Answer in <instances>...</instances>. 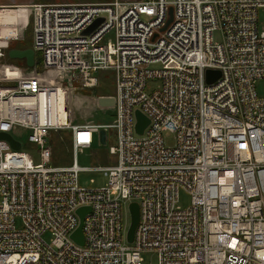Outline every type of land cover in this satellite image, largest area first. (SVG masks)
<instances>
[{
	"label": "built area",
	"instance_id": "built-area-1",
	"mask_svg": "<svg viewBox=\"0 0 264 264\" xmlns=\"http://www.w3.org/2000/svg\"><path fill=\"white\" fill-rule=\"evenodd\" d=\"M107 4L0 7L28 11L42 69L0 72V133L27 130L38 156L0 139V264H142L143 253L158 264H264V94L255 87L264 86V0H173L163 32V0ZM20 40L0 35V58ZM207 70L220 72L212 84ZM106 72L113 122L72 123L65 95L96 88ZM148 81L158 83L151 93ZM136 111L148 121L141 135ZM102 129L106 141L116 131L114 164L79 167L77 155ZM51 131L71 133V165H50ZM82 171L103 173L105 185L79 187ZM180 190L190 196L185 209ZM133 202L139 220L128 243L123 208ZM81 207L90 211L78 245L71 235Z\"/></svg>",
	"mask_w": 264,
	"mask_h": 264
},
{
	"label": "rangeland",
	"instance_id": "rangeland-1",
	"mask_svg": "<svg viewBox=\"0 0 264 264\" xmlns=\"http://www.w3.org/2000/svg\"><path fill=\"white\" fill-rule=\"evenodd\" d=\"M118 1L121 3L142 1V0H40V2L47 3H92V4H102V3H111ZM171 3L173 0H167ZM12 9V8H11ZM19 12V11H18ZM21 14V12H20ZM26 18H28L27 26L25 27L23 33H18V28L15 27L7 31L2 37H20L19 42H10L7 44L6 49H1L2 57L0 58V72L3 74L10 75H28L29 73L35 72L38 74L42 73L41 69V55L35 53L34 56V66L32 68L27 67L24 60H14L8 57L7 52L11 47L18 43L27 49H32V19L28 15V11L24 13ZM27 22V20H26ZM258 28H264V9L258 10ZM20 35V36H19ZM110 41H113V35H109L108 38ZM212 41L215 44H219L222 41V35L219 31H216L212 35ZM151 68H158V66H151ZM112 75L109 72H106L99 81V89L106 88L108 93L113 94V81ZM111 77V81H110ZM109 78V79H108ZM3 86H6L4 84ZM158 86V83L155 81H148L146 85V92L151 93ZM256 92L258 96L264 94V86L261 81H258L255 85ZM95 89H93V92ZM110 91V92H109ZM83 94L79 90H73L65 95V102L68 110L69 120L74 124H86L88 122L99 123V124H111L114 120L113 110L112 109H101L97 108L94 101L89 102V97H81ZM95 95V94H94ZM96 96V95H95ZM101 97V96H96ZM95 107V108H94ZM69 131H60L54 132L51 131L48 137V144L52 147V158L50 161L51 166H69L72 163V152L71 147L68 144L69 141ZM29 132L23 128H15L11 132V136L19 141L22 144L21 151L26 152L30 155L33 162L38 163V156L35 152V145L27 142V137ZM164 142L167 146L174 145V135L169 132L163 134ZM116 145V131L110 129L107 132V141L104 146L99 145L97 138L93 143V146L90 150H85L82 153H79L76 157V163L81 168H94V167H105L113 165L116 158L113 155L109 154V148ZM106 183V178L103 173L99 172H89L82 171L78 174V185L79 187L89 189V188H100ZM190 205V196L187 192L180 190L178 195V206L182 209L187 208ZM128 206V205H127ZM127 206L123 208V223L129 225V213ZM17 226H20V221H17ZM44 239L48 241V236H44ZM143 262L142 264H158V258L155 253H143L142 254Z\"/></svg>",
	"mask_w": 264,
	"mask_h": 264
},
{
	"label": "water",
	"instance_id": "water-1",
	"mask_svg": "<svg viewBox=\"0 0 264 264\" xmlns=\"http://www.w3.org/2000/svg\"><path fill=\"white\" fill-rule=\"evenodd\" d=\"M102 19H97L93 24L85 30L82 34L87 35L91 30H93ZM172 21V9L170 8L168 10V19L164 25V27L161 29V31H164L167 26ZM7 55L9 58L14 60H24L27 67L32 68L35 64L34 62V56L35 53L32 49H9L7 52ZM220 77V72L218 70H207L206 71V83L212 84L214 81H216ZM91 94V93H89ZM97 106L101 109H112L114 107V99L112 97L107 96H101L97 98ZM136 116V126L135 131L137 134L141 135L144 128L147 126L148 121L147 119L139 112H135ZM0 139L6 140L12 149L19 150L21 148L20 143L14 141L11 135H8L6 133H0ZM97 142L99 145L104 146L106 144V132L102 129L98 132L97 135ZM128 213H129V225L126 232V240L128 243H132L133 237H134V231L137 226L138 220H139V207L138 204L133 202L128 205ZM90 209L89 207H81L76 210V214L79 219L78 226L76 230L72 233L71 239L78 245L83 244V233H82V223L84 216L89 213Z\"/></svg>",
	"mask_w": 264,
	"mask_h": 264
},
{
	"label": "bare ground",
	"instance_id": "bare-ground-1",
	"mask_svg": "<svg viewBox=\"0 0 264 264\" xmlns=\"http://www.w3.org/2000/svg\"><path fill=\"white\" fill-rule=\"evenodd\" d=\"M142 1H145V0H142ZM115 2L121 3L118 1H114L111 3H115ZM138 2H141V1H138ZM131 3H137V2H128V3H123V4H131ZM163 3L168 8V10L170 8L172 9L171 4L167 0H163ZM54 4H75V3H54ZM79 4L99 5V4H90V3H79ZM33 5H42V4H31V5H28L27 7L33 6ZM102 5H109V4L102 3ZM168 10H167V14H168ZM20 12H21V14H20ZM25 12H27V10L24 7H20L18 9H4L3 11H0V25H1L0 35L3 36L7 31H9L15 27L18 28V33H21L23 28H24V24H26V20H27L25 14H24ZM99 19H102V18H99ZM161 32H163V31H161ZM105 42L112 44V41H110L109 39H106ZM83 91L91 92V94L92 93L94 94L93 89H86ZM91 94L89 95L90 96L89 102L94 101L95 99L97 100L98 97H96L95 95H91ZM96 103H97V101H96Z\"/></svg>",
	"mask_w": 264,
	"mask_h": 264
},
{
	"label": "crops",
	"instance_id": "crops-1",
	"mask_svg": "<svg viewBox=\"0 0 264 264\" xmlns=\"http://www.w3.org/2000/svg\"><path fill=\"white\" fill-rule=\"evenodd\" d=\"M138 2V1H135ZM57 3V2H56ZM31 4H54V3H47V2H40V0H0V7H6V6H25V5H31ZM92 4V3H91ZM81 94H83L81 97H86L85 100H87L88 97H90L89 93L87 91L79 90ZM91 95H94L93 93ZM114 116V114H113ZM71 138V133L69 134V140Z\"/></svg>",
	"mask_w": 264,
	"mask_h": 264
},
{
	"label": "trees",
	"instance_id": "trees-1",
	"mask_svg": "<svg viewBox=\"0 0 264 264\" xmlns=\"http://www.w3.org/2000/svg\"><path fill=\"white\" fill-rule=\"evenodd\" d=\"M105 73H100L99 74V78H98V85H99V81H100V78L104 75ZM110 76H112V75H110ZM109 79V78H108ZM110 81H111V77H110ZM97 85V87L95 88V92H94V94L96 95V96H110V95H112V93L110 94V93H108L107 92V90H106V88H102L100 91H98V89H99V86ZM110 92V91H109ZM68 144L70 145V140L68 141Z\"/></svg>",
	"mask_w": 264,
	"mask_h": 264
},
{
	"label": "flooded vegetation",
	"instance_id": "flooded-vegetation-1",
	"mask_svg": "<svg viewBox=\"0 0 264 264\" xmlns=\"http://www.w3.org/2000/svg\"><path fill=\"white\" fill-rule=\"evenodd\" d=\"M27 47H24V46H22V45H20V44H18V43H15L12 47H11V49H18V50H21V49H26Z\"/></svg>",
	"mask_w": 264,
	"mask_h": 264
}]
</instances>
